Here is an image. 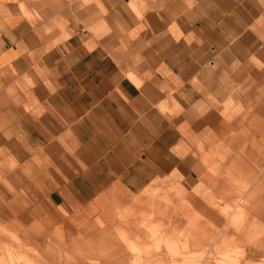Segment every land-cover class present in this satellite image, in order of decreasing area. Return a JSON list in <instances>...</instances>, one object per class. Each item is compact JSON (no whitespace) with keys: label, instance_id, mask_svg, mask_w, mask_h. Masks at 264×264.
Listing matches in <instances>:
<instances>
[{"label":"crops","instance_id":"obj_1","mask_svg":"<svg viewBox=\"0 0 264 264\" xmlns=\"http://www.w3.org/2000/svg\"><path fill=\"white\" fill-rule=\"evenodd\" d=\"M263 98L264 0H0V264L37 260L26 242L52 264H129L122 240L144 207L166 215L167 235L183 230L166 264L209 239L235 242L224 224L235 212L219 214L211 188L224 193V174L248 166L244 139H224L241 115L257 134L244 149H264ZM211 153L225 159L216 179L200 160ZM258 163L234 203L249 219L264 218ZM186 172L214 182L179 211L141 195ZM135 229L136 264H155Z\"/></svg>","mask_w":264,"mask_h":264},{"label":"rangeland","instance_id":"obj_2","mask_svg":"<svg viewBox=\"0 0 264 264\" xmlns=\"http://www.w3.org/2000/svg\"><path fill=\"white\" fill-rule=\"evenodd\" d=\"M262 105H264V98L259 100V102L257 103V112H264L261 108ZM247 109L249 112V110L252 109V106L250 108L248 107ZM247 109L244 108V110H241V114L247 111ZM238 121L239 123L237 125H231L229 126V128L227 127L228 130L225 132L224 139H229L232 135H238L239 137L244 139L243 147L246 149L250 147L252 138H254L257 134L244 115H241ZM248 137L249 139H247ZM201 148L203 147L201 146L200 150ZM244 148L241 150H237V153H239V155L241 156L240 161L247 163V168L246 166H238V178L236 179H233L230 174H224L228 179L227 186L230 189L222 193L221 191L213 190L211 188L212 194L214 195L213 200L218 204L215 206V209L218 210V213L222 214V210L224 209H231L235 212L234 220H232V218L230 217L228 221L225 220L224 222L225 226L230 228V234H233V236H235V242L234 239L231 238L209 239V242L213 243L214 245L209 244V246L203 245L196 248L192 247V249H190V251L186 253L187 260L185 264H203L206 257L208 259L207 264H216L217 261H222V264H248V262L250 264H264V218H256L254 216H251L250 219L246 218V214L248 211L243 208V205L234 206V203L238 202L239 204L240 202H242V195L248 192V189L252 187V183L249 178L257 175L263 169L262 165H260L258 162L264 160V157H259V155H264V149L247 152V150H245ZM247 153L257 154V157H247L245 156ZM204 155L205 154H202V157L200 158V160L204 162V170L209 169L215 179L217 178V175L219 177L222 176L220 170V172H217L219 168L216 160L218 159L220 163H225V159L220 158L217 155L214 156L213 153H211V157H206ZM213 182L208 183L204 179L194 178L190 174V172L179 173L175 176H172L171 178L165 177L163 179H156L155 194H152V192H148L147 190H143L144 192L141 191V195H143L145 200H155V203H165L168 204V206H171L172 208H175L179 211L183 206L181 205V203L190 200L192 194H195L194 187H210ZM223 194L225 195L223 196ZM195 198L201 200V196L198 194ZM188 213L195 218L201 219L202 215L197 211L189 209ZM141 216L144 219L143 222L141 220H138L137 223H134V227L128 229L127 231L129 232L131 230L134 234L135 232H137V229L135 228L142 229V232L144 233L146 238L149 239V242L154 244V246L149 248L155 249V264H166V262L168 261V250L171 247L168 243L172 240L183 239V230L173 232L171 233L172 235L170 234L171 236L167 235L164 230L166 226H169V223H167L166 221V215H161L156 210L155 215H153L152 213H150L148 207L143 208ZM225 219H227V217H225ZM154 226L155 236L152 235L153 232L151 229V227ZM120 227H123V225L120 224ZM128 232H126L127 237L125 238V240H122V242L126 241V250L130 255L129 264H136V258L137 260L138 258H142L141 255H135L134 253L135 248L139 247V241L137 238L135 239V237H132L130 235L131 232ZM15 240H17V243L19 244H24L25 242L21 239ZM217 241L221 245L224 243L223 252L221 249V251H215L214 247ZM25 244L30 248V250H32V253H30V255L33 258L37 259L33 261L29 260L27 264H52L51 261L46 258V253L43 249L41 250L39 249V247H30L29 242L28 244L27 242ZM248 246H251L253 251L255 250L256 253H247L246 250L247 248H249ZM6 247L7 245L5 246L4 250H7V255L12 256L15 249ZM143 248L147 249L148 247L144 245ZM208 249L209 253L208 255H206V250ZM156 250H158L159 252ZM79 264L99 263H97V261L95 260L92 261L90 259H83L81 262H79Z\"/></svg>","mask_w":264,"mask_h":264},{"label":"bare ground","instance_id":"obj_3","mask_svg":"<svg viewBox=\"0 0 264 264\" xmlns=\"http://www.w3.org/2000/svg\"><path fill=\"white\" fill-rule=\"evenodd\" d=\"M104 229V228H103Z\"/></svg>","mask_w":264,"mask_h":264}]
</instances>
